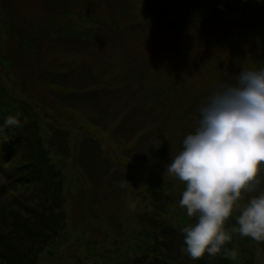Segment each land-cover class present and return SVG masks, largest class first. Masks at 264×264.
Instances as JSON below:
<instances>
[{"label":"rangeland","instance_id":"rangeland-1","mask_svg":"<svg viewBox=\"0 0 264 264\" xmlns=\"http://www.w3.org/2000/svg\"><path fill=\"white\" fill-rule=\"evenodd\" d=\"M262 20L264 0H0V115L20 121L0 132L1 172L41 167L37 183L12 182L0 196V264H264V242L238 234L226 245L235 261L223 250L191 259L182 228L195 221L166 171L198 126L199 101L264 68ZM165 84L151 114L136 110L140 94L149 107ZM131 112L142 127L119 132ZM54 129L67 133L65 148L51 143ZM151 129L181 148L175 140L157 155L152 138L137 147ZM85 138L101 144V176L77 159ZM259 178L264 191V165Z\"/></svg>","mask_w":264,"mask_h":264},{"label":"clouds","instance_id":"clouds-1","mask_svg":"<svg viewBox=\"0 0 264 264\" xmlns=\"http://www.w3.org/2000/svg\"><path fill=\"white\" fill-rule=\"evenodd\" d=\"M194 133L166 166L184 185L179 206L194 220L182 228L183 251L193 260L221 254L235 261L226 247L233 235L264 242V68L243 69L235 83H218L202 102ZM19 127L15 116L0 125ZM129 184L126 180L121 186ZM258 193V194H254ZM134 208V204H130ZM235 212L236 226L226 228Z\"/></svg>","mask_w":264,"mask_h":264},{"label":"trees","instance_id":"trees-1","mask_svg":"<svg viewBox=\"0 0 264 264\" xmlns=\"http://www.w3.org/2000/svg\"><path fill=\"white\" fill-rule=\"evenodd\" d=\"M261 22H264V20H262ZM252 26H253V24H252ZM254 32L255 31H253V33ZM51 34L54 37L52 39L54 41L61 40V38L63 36L59 32L51 33ZM49 38H52V36H49ZM109 39L110 38L108 36V40ZM33 40L35 41V46H37V43L38 42H44V41H46V39L43 38V37H40L39 39H37V38H31L30 39V41H33ZM62 40H64V39H62ZM65 41L68 42L67 40H65ZM65 41H63V42H65ZM70 41H74L77 44H79V43H82L83 44V42H82V40L80 38H74L73 40H70ZM100 44H102V42H100ZM33 46H34V44H33ZM139 74H140V77H142L141 73H139ZM62 86H64V85L62 84ZM166 86H167L166 84H165V87L159 86L157 89L154 88L153 89L154 91H150L149 92V98H154V97L158 98L157 100H155V103L152 104V105H150L149 107L146 106V103L148 102V100L145 101L143 99V97L141 96V94H140L141 106H140V108H138L136 110L139 111V112H143L144 111L145 114H151L152 111H153V108H155V106L158 105V103H157L158 100H159V97L158 96L161 95V97H162L163 95H165V91L167 92ZM77 87H81V86H78L77 85ZM164 88H165V90H164ZM124 90H125V88H124ZM97 92L98 91H95V92L89 94V96L83 98V100H85L87 98H91L92 99L94 97L99 96L97 94ZM199 102L202 103V101H199ZM193 103H195V100H194ZM193 103H192V105H194ZM200 103H198L199 104V108L201 106ZM133 114H134V112L133 113L132 112L131 113H128V115L124 119H122V122L120 123L119 128H118V131L119 132H121V131H123V132L128 131L131 134L132 133L134 134L136 132V130H138V129H140L142 127V125L139 126L137 123H134L133 121H131V118L130 117ZM6 116H8V115L7 114L0 115V119H3ZM151 131L152 132L148 133L145 136H142V138L139 139V141L137 142L138 143V146L137 147H140V146L141 147H144L143 144L145 143V141H147L148 139H151L152 138V139H155L157 141V142L154 141L155 142L154 144L156 145V148L158 149L156 151L157 152V155L158 154H162V155L165 154L166 153L165 151L169 148V144L170 143H173V145L174 144H177L178 145V143H176L175 140H177V142H179V148H181L180 139H170V138H166V136L163 133H161L160 131H156L155 132V129H151ZM57 133L59 135L56 136ZM51 135H52V138H51L52 139V142L51 143H53V142L56 143V141L59 139V141L57 143L60 146L63 145L64 148H65V142H66V136H67V133L65 131L58 130V129H54L52 131V134ZM53 137H56L57 139H54ZM7 147H8V149L10 151H12V153H11L12 155H13V152H16L15 150H13L14 147L8 146V144H7ZM79 150H80L79 151V156L77 157V159L80 162V166H81V164L84 165V163H88V161H90V162H92L94 164V169L96 170V173H99L98 174L99 176H101L102 173L104 174V172L102 170V165L106 163V160L104 159V156L101 155V152H100L101 151V144H100L99 140L93 139V138H85V139H83L81 141ZM148 152H150L152 154V151H149L148 150ZM151 154H149V155H151ZM6 155H8V150H4V152H2L1 149H0V186H1L0 196H2L5 192L10 191L11 189L12 190L15 189L14 188L15 187L14 184L21 183L22 182V179H25L26 178L28 180H32L31 177L35 176V174H36L35 170L37 172H40L41 171V167L39 165H35L33 167L32 166L29 167L27 165L26 170L20 172L19 174H15V173H12V172H8V173L3 174V172H1V171L5 170L4 169L5 168V166H4L5 163H2V161H3V159H4V161L8 160V156H7V158H5ZM27 183H29V182H25L24 181V184H27ZM31 183H37V182L35 180H32ZM207 263H208V261H206V260H203V262H202V264H207Z\"/></svg>","mask_w":264,"mask_h":264}]
</instances>
